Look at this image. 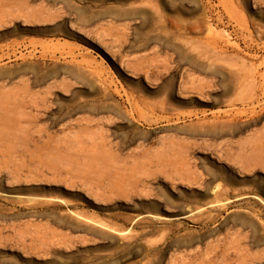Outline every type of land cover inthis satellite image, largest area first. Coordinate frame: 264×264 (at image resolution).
Wrapping results in <instances>:
<instances>
[{
	"label": "rangeland",
	"instance_id": "obj_1",
	"mask_svg": "<svg viewBox=\"0 0 264 264\" xmlns=\"http://www.w3.org/2000/svg\"><path fill=\"white\" fill-rule=\"evenodd\" d=\"M0 264H264V0H0Z\"/></svg>",
	"mask_w": 264,
	"mask_h": 264
}]
</instances>
